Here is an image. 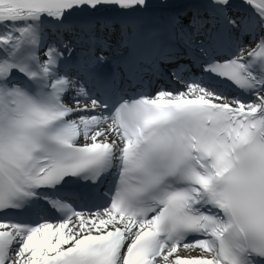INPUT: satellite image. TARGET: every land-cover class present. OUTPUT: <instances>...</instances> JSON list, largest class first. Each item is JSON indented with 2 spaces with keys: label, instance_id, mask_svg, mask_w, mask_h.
I'll use <instances>...</instances> for the list:
<instances>
[{
  "label": "snow or ice",
  "instance_id": "obj_1",
  "mask_svg": "<svg viewBox=\"0 0 264 264\" xmlns=\"http://www.w3.org/2000/svg\"><path fill=\"white\" fill-rule=\"evenodd\" d=\"M0 264H264V0H0Z\"/></svg>",
  "mask_w": 264,
  "mask_h": 264
}]
</instances>
